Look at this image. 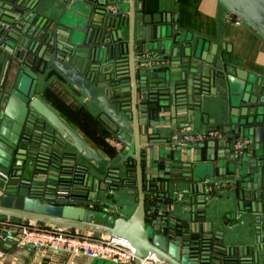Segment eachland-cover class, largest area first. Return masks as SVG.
<instances>
[{"label": "water", "instance_id": "95a60500", "mask_svg": "<svg viewBox=\"0 0 264 264\" xmlns=\"http://www.w3.org/2000/svg\"><path fill=\"white\" fill-rule=\"evenodd\" d=\"M218 2L264 41V0ZM224 49L145 0H0V218L122 238L136 264H264V72ZM52 73L117 134L115 157L38 92ZM126 187L134 211L109 215ZM214 200L250 229L214 228Z\"/></svg>", "mask_w": 264, "mask_h": 264}, {"label": "crops", "instance_id": "0c3cea01", "mask_svg": "<svg viewBox=\"0 0 264 264\" xmlns=\"http://www.w3.org/2000/svg\"><path fill=\"white\" fill-rule=\"evenodd\" d=\"M145 12L161 20L169 16L172 20L178 18L182 28H187L219 41L221 45H231V50H223L224 55L234 63L246 68L264 72V41L255 31L238 23L233 15H226L218 0H145ZM41 96L58 110L68 116L93 142L112 156H116L124 145L103 121L100 120L96 108L85 96L58 73L41 75L38 87ZM209 123L207 127L211 126ZM200 122L195 127H199ZM206 150L203 155L205 157ZM225 187V188H224ZM217 190V194L229 186ZM130 188H123L118 196H112L108 214L114 217L129 216L137 205V195L131 194ZM220 201L226 202V193L218 195ZM178 199L187 200L189 196L181 192ZM176 198V199H177ZM216 200L207 208V220L217 222L214 228L220 231H233L237 236L250 229L240 218L234 215L236 208L223 206L219 214ZM180 210V206L178 207ZM179 217L185 215L177 213ZM8 218L1 217L4 222ZM3 220V221H2ZM14 220V219H13ZM3 228H0V236ZM4 239V238H3ZM5 240V239H4ZM0 264H116L105 259L90 258L85 255H70L60 252L55 255L42 253L37 255L30 247H19L13 240L0 243Z\"/></svg>", "mask_w": 264, "mask_h": 264}, {"label": "built area", "instance_id": "2783aa9c", "mask_svg": "<svg viewBox=\"0 0 264 264\" xmlns=\"http://www.w3.org/2000/svg\"><path fill=\"white\" fill-rule=\"evenodd\" d=\"M116 11V8H113ZM238 23H241L236 18ZM184 130H189L185 128ZM222 133L212 130L186 137L189 141H201L210 137H222ZM121 143V142H120ZM248 140L237 143V148L248 144ZM224 186L213 188V191ZM225 188V187H224ZM3 221V220H2ZM5 240H13L19 247H30L37 255L65 252L70 255H85L90 258L105 259L116 264H136V253L129 242L122 238L93 234L78 229L46 226L34 221L24 222L8 218L0 221ZM141 264H166L155 255H149Z\"/></svg>", "mask_w": 264, "mask_h": 264}]
</instances>
